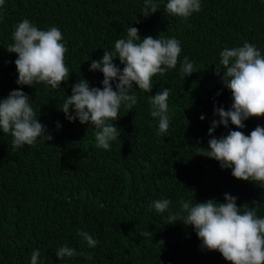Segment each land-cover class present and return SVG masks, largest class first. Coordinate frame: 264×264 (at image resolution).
Instances as JSON below:
<instances>
[{
  "label": "trees",
  "instance_id": "1",
  "mask_svg": "<svg viewBox=\"0 0 264 264\" xmlns=\"http://www.w3.org/2000/svg\"><path fill=\"white\" fill-rule=\"evenodd\" d=\"M154 2L158 11L147 17L144 0H5L0 8V99L23 90L54 137L17 149L11 134L0 129V264H31L34 250L40 252L39 264H229L218 251L202 248L193 227L167 224L169 213H157L152 202L169 199L175 212L181 199L224 202L228 193L238 206L260 203L257 215L264 217V187L198 155L208 148L212 121L219 120L214 109L229 110L233 103L215 74L220 52L247 41L264 55V0H201V10L187 22L167 13L168 0ZM25 18L40 30L55 26L62 32L70 78L58 90L17 84L18 57L6 48ZM131 26L142 38L177 39L182 52L175 69L153 77L151 93L134 85L138 102L130 112L121 107L113 122L120 137L105 150L96 144L94 126L70 122L59 108L78 80L102 88L103 73L90 71L91 61L114 51ZM185 56L198 70L186 78ZM113 62L123 69L118 58ZM164 88L170 90L169 130L160 135L148 97ZM245 124L238 129L229 121L214 135L232 130L249 135L264 126V117ZM80 230L98 241L96 247L82 240ZM144 231L153 236H142ZM64 244L80 254L60 260L56 250Z\"/></svg>",
  "mask_w": 264,
  "mask_h": 264
},
{
  "label": "clouds",
  "instance_id": "2",
  "mask_svg": "<svg viewBox=\"0 0 264 264\" xmlns=\"http://www.w3.org/2000/svg\"><path fill=\"white\" fill-rule=\"evenodd\" d=\"M4 4L5 0H0V8ZM144 4L145 17L158 11L154 0H144ZM165 7L168 14L187 22L201 10V0H168ZM12 40L6 50L17 54L18 85L33 87L43 83L58 90L63 82L69 80V69L65 63L68 49L57 27L40 30L25 18L15 26ZM181 52L177 39L150 35L142 38L139 29L131 26L127 29L126 38L115 41L114 51L104 50L101 60L91 61L89 70L103 73L102 88L90 86L84 78L78 80L59 110L70 122L78 119L81 124L94 126L97 146L109 150L110 142L120 137V130L113 122L119 120L121 107L130 112L138 102L133 93L134 85L151 93L153 77L175 69ZM116 58L124 65L122 70L113 62ZM219 65L222 68L216 66L215 74L231 91L233 103L229 110L224 107L214 109L219 120L212 121L208 148L199 147L203 154L198 155L215 159L222 169H230L233 177L239 180L264 187V126L257 125L249 135L236 130L219 138L214 135L220 125L227 128L229 121L236 128L244 129L249 118L264 117V55L254 44L246 41L243 46L221 51ZM195 72L198 70L185 56L181 65L182 77ZM169 95L170 90L164 88L148 97L150 115L159 120L160 135L169 130ZM30 100L21 89L12 90L7 98L0 99V129L3 134H11L13 148L35 146L38 140L44 143L54 139L39 121ZM57 127H61L59 122ZM237 199L228 193L224 202L211 199L192 204L181 199L178 211L173 212L170 210L171 200L165 198L153 201L152 207L157 213H169L167 224L182 222L193 227L202 241V248L218 251L229 264H264V217L257 215L261 204L254 201L255 206L250 207L247 203L238 206ZM78 235L91 248L98 244L86 231L80 230ZM141 235L153 236L149 231ZM163 244L161 240L157 245ZM79 254L68 244L56 250L62 261ZM39 257V250H34L31 264H39Z\"/></svg>",
  "mask_w": 264,
  "mask_h": 264
}]
</instances>
